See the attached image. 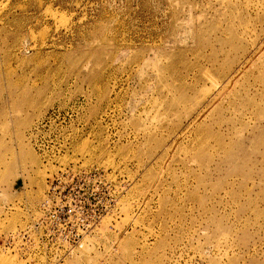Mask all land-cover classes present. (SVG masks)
Wrapping results in <instances>:
<instances>
[{
  "label": "rangeland",
  "instance_id": "1",
  "mask_svg": "<svg viewBox=\"0 0 264 264\" xmlns=\"http://www.w3.org/2000/svg\"><path fill=\"white\" fill-rule=\"evenodd\" d=\"M72 167L54 260L21 235ZM0 264H264V0H0Z\"/></svg>",
  "mask_w": 264,
  "mask_h": 264
},
{
  "label": "built area",
  "instance_id": "2",
  "mask_svg": "<svg viewBox=\"0 0 264 264\" xmlns=\"http://www.w3.org/2000/svg\"><path fill=\"white\" fill-rule=\"evenodd\" d=\"M103 176L102 171L98 170L91 174L81 173L73 167L60 169L47 179L46 190L38 206L40 217L28 226L22 238L30 239L28 232L31 229L37 235L38 245L52 251L54 260H60L65 253L69 255L74 247H81L80 235L87 232L90 224L86 218L85 203L94 200V195L86 191L89 185L95 184ZM102 216V211L94 214L93 223ZM70 234H73L72 237Z\"/></svg>",
  "mask_w": 264,
  "mask_h": 264
},
{
  "label": "bare ground",
  "instance_id": "3",
  "mask_svg": "<svg viewBox=\"0 0 264 264\" xmlns=\"http://www.w3.org/2000/svg\"><path fill=\"white\" fill-rule=\"evenodd\" d=\"M64 24V23H63ZM231 81H232V79H231ZM200 116V115H199ZM192 122V121H191ZM193 123V122H192ZM189 126V125H188ZM191 126V125H190ZM124 211V210H123ZM123 218V217H122ZM126 218V217H125ZM121 231V230H120ZM120 237H121V235H120ZM121 240H123V239H121ZM118 243L120 242V240L119 241H117ZM122 245V244H121Z\"/></svg>",
  "mask_w": 264,
  "mask_h": 264
}]
</instances>
